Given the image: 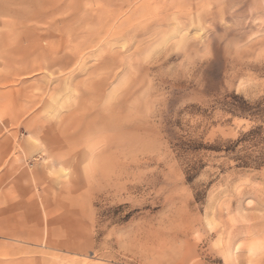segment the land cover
<instances>
[{"label":"rangeland","instance_id":"rangeland-1","mask_svg":"<svg viewBox=\"0 0 264 264\" xmlns=\"http://www.w3.org/2000/svg\"><path fill=\"white\" fill-rule=\"evenodd\" d=\"M0 264H264V0H0Z\"/></svg>","mask_w":264,"mask_h":264},{"label":"bare ground","instance_id":"bare-ground-1","mask_svg":"<svg viewBox=\"0 0 264 264\" xmlns=\"http://www.w3.org/2000/svg\"><path fill=\"white\" fill-rule=\"evenodd\" d=\"M61 171L67 174V169H65L64 167H62Z\"/></svg>","mask_w":264,"mask_h":264}]
</instances>
